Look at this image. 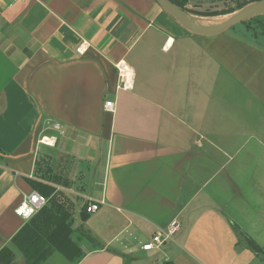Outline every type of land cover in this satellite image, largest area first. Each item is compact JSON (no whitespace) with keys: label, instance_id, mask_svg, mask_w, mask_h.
Returning <instances> with one entry per match:
<instances>
[{"label":"crops","instance_id":"1","mask_svg":"<svg viewBox=\"0 0 264 264\" xmlns=\"http://www.w3.org/2000/svg\"><path fill=\"white\" fill-rule=\"evenodd\" d=\"M0 157V264H264L231 225L264 246V42L155 0H0ZM37 167L66 237L60 212L13 211Z\"/></svg>","mask_w":264,"mask_h":264},{"label":"trees","instance_id":"2","mask_svg":"<svg viewBox=\"0 0 264 264\" xmlns=\"http://www.w3.org/2000/svg\"><path fill=\"white\" fill-rule=\"evenodd\" d=\"M169 1H171L175 6H177L178 8H180L181 10H183L187 13H190L192 15L194 14V15H200V16L205 17V16L228 15V14H231L233 12L238 11L239 9H241L242 7L247 5L248 3L256 1V0H213L212 5H210V6H213L217 3L222 5L223 3H227V2H229L231 5L227 6V7H223L220 10H218V9L212 10L209 8L206 11H198L196 9L186 7V3L188 0H169ZM262 16L264 17V15H262ZM262 16L261 15H255L252 18L247 19V20L242 22L246 25V27H247L246 29L248 31L250 30L254 36L260 35V36L264 37V23H263V20L261 21V18H263ZM252 23H254L256 25H253ZM0 159H1V157H0ZM37 164H38V162H37ZM47 173H51V171H49L48 169L44 170V168L40 169L39 167H37V169L35 170L32 177H25V178L27 179V181L30 183V185L34 189H38L41 193L49 195L56 190V187H55V185L49 184L50 180L53 182H54V180L46 179ZM47 189H51L52 192L50 193L49 190H47ZM51 199L54 203H57L58 205H60L62 207L61 209L64 211V213L62 215H60L62 220L59 223L61 226L60 227L61 228L60 234L62 233V235L64 236L65 229L70 226L69 225L70 223L67 222L68 210L65 208V204L67 203L66 202L67 200L63 196V194L62 195H55V193ZM83 211H85L84 208H83ZM64 216H66V218H64ZM231 225H232L233 230L235 231V234L237 235V240H238L237 243L238 244H242L243 246H245L246 248H248L249 250H251L253 253H255L257 255H260V256L264 255V246H260L259 244H257L245 231H243L241 228H239L234 223H231Z\"/></svg>","mask_w":264,"mask_h":264},{"label":"built area","instance_id":"3","mask_svg":"<svg viewBox=\"0 0 264 264\" xmlns=\"http://www.w3.org/2000/svg\"><path fill=\"white\" fill-rule=\"evenodd\" d=\"M77 51L82 53L83 51L80 47L77 48ZM121 72V69H119ZM104 110L114 111L115 105L112 100H105L103 103ZM53 129H60V126L56 123L52 125ZM43 136L40 140L42 143H47L48 141L44 139ZM47 202V198L43 196L36 190L30 191L28 194H24L21 202L15 206L13 209L14 213L21 217L24 220L30 219L34 214H36L40 209H42ZM103 199L92 201V199L85 198L83 203V208L85 212L90 213L94 212L99 208V205L102 204ZM180 223L178 219L173 218L168 225L163 229H158L155 233L152 234L151 240L142 244L141 249L150 250L158 248L163 245L165 242L170 241L173 235L178 231Z\"/></svg>","mask_w":264,"mask_h":264},{"label":"water","instance_id":"4","mask_svg":"<svg viewBox=\"0 0 264 264\" xmlns=\"http://www.w3.org/2000/svg\"><path fill=\"white\" fill-rule=\"evenodd\" d=\"M155 1L168 15L173 17L184 29H186L190 33L200 36H214L220 34L228 30L230 27L238 23H242L243 21L251 18L254 15L264 13V1L256 0L248 3L238 11L231 13V16L227 20H225L219 27L213 29H203L189 24L186 21V13L177 6H175L171 1Z\"/></svg>","mask_w":264,"mask_h":264},{"label":"rangeland","instance_id":"5","mask_svg":"<svg viewBox=\"0 0 264 264\" xmlns=\"http://www.w3.org/2000/svg\"><path fill=\"white\" fill-rule=\"evenodd\" d=\"M264 1V0H263ZM231 4L229 3V2H227V3H223L222 5L221 4H219V5H216V7H213V6H210V5H206V3H204V6H202V7H196L195 5H193L192 6V9H196V10H198V11H206L207 9H218V10H220V9H222L223 7H227V6H230ZM209 11V10H208ZM185 12V11H184ZM185 13H187V12H185ZM187 14H190V13H187ZM190 15H192V14H190ZM194 15V14H193ZM231 15V14H230ZM257 15H264V13H260V14H257ZM195 16H200V15H195ZM255 16V15H254ZM203 17V16H202ZM253 17V16H252ZM251 17V18H252ZM263 17V16H262ZM250 19V18H249ZM263 20V23H264V17L263 18H261V21ZM253 25H256V24H254V23H252ZM247 27H246V25L244 24V23H238V24H236V25H234V26H232V27H230L229 28V31H234V32H236V33H243V34H249L251 37H254L255 39H258V40H260V41H263L264 42V37H262V36H254L253 34H252V32L249 30H247L246 29ZM36 191H38L39 193H41L38 189H35ZM47 190H49V192L51 193L52 192V190L51 189H47ZM43 196H45L46 198L48 197V196H46L47 194H44V193H41ZM50 195V194H49ZM48 199V198H47ZM79 203H80V198H77V199H75V200H70V205L72 206L73 205V213H74V211L75 210H77L78 208H79ZM45 207V208H44ZM42 209H40L36 214H37V216H39V217H41L42 216V214L44 213V210L46 211V209H51V210H53V212H54V217H53V220H56V218H55V215H59V212H60V214H63L64 213V211L61 209L62 207L60 206V205H58L57 203H54L53 201H52V199L50 198L49 200H47V202H46V204H45V206H44ZM83 215H85V216H89V215H87V214H85V212H83ZM86 217V218H87ZM85 220V219H84ZM59 221H58V223H57V228L58 229H60L61 230V226L59 225ZM67 235L65 234L64 236H61V237H66ZM24 250H26V249H23L22 250V253H23V251Z\"/></svg>","mask_w":264,"mask_h":264},{"label":"bare ground","instance_id":"6","mask_svg":"<svg viewBox=\"0 0 264 264\" xmlns=\"http://www.w3.org/2000/svg\"><path fill=\"white\" fill-rule=\"evenodd\" d=\"M186 15V21L199 28L203 29H213L216 27H219L225 20H227L231 15H218V16H195V15H190V14H185ZM45 140L50 143V139L47 137L44 138ZM47 144V143H46Z\"/></svg>","mask_w":264,"mask_h":264}]
</instances>
